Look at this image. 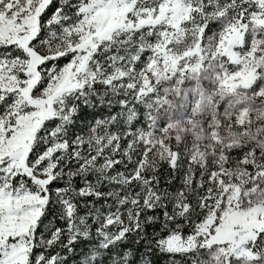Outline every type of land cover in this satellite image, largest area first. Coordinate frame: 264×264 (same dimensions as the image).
Wrapping results in <instances>:
<instances>
[{"label":"snow or ice","instance_id":"snow-or-ice-1","mask_svg":"<svg viewBox=\"0 0 264 264\" xmlns=\"http://www.w3.org/2000/svg\"><path fill=\"white\" fill-rule=\"evenodd\" d=\"M0 264H264V0H0Z\"/></svg>","mask_w":264,"mask_h":264}]
</instances>
